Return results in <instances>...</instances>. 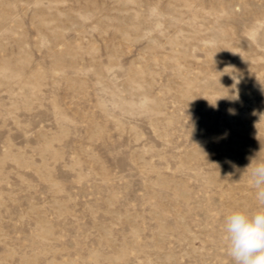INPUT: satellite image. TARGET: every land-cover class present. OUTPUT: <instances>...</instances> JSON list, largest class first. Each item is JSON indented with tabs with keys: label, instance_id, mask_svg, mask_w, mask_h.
Listing matches in <instances>:
<instances>
[{
	"label": "rangeland",
	"instance_id": "rangeland-1",
	"mask_svg": "<svg viewBox=\"0 0 264 264\" xmlns=\"http://www.w3.org/2000/svg\"><path fill=\"white\" fill-rule=\"evenodd\" d=\"M256 156L264 0H0V264H234Z\"/></svg>",
	"mask_w": 264,
	"mask_h": 264
},
{
	"label": "clouds",
	"instance_id": "clouds-1",
	"mask_svg": "<svg viewBox=\"0 0 264 264\" xmlns=\"http://www.w3.org/2000/svg\"><path fill=\"white\" fill-rule=\"evenodd\" d=\"M249 168L260 207L251 213L233 211L224 219L226 252L234 264H264V160L252 158Z\"/></svg>",
	"mask_w": 264,
	"mask_h": 264
}]
</instances>
